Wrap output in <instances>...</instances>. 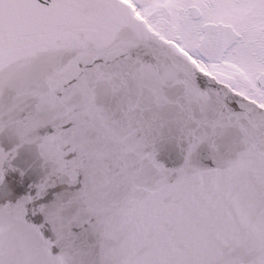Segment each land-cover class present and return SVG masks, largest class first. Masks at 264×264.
Here are the masks:
<instances>
[{
    "label": "snow or ice",
    "instance_id": "snow-or-ice-1",
    "mask_svg": "<svg viewBox=\"0 0 264 264\" xmlns=\"http://www.w3.org/2000/svg\"><path fill=\"white\" fill-rule=\"evenodd\" d=\"M0 264H264V0H0Z\"/></svg>",
    "mask_w": 264,
    "mask_h": 264
}]
</instances>
